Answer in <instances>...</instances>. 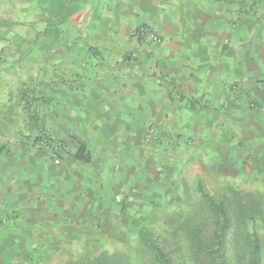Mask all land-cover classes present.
Listing matches in <instances>:
<instances>
[{
  "label": "rangeland",
  "instance_id": "obj_1",
  "mask_svg": "<svg viewBox=\"0 0 264 264\" xmlns=\"http://www.w3.org/2000/svg\"><path fill=\"white\" fill-rule=\"evenodd\" d=\"M93 6L84 37L99 57L84 39L48 49L37 0H0V264L135 255L140 227L169 239L177 263L203 264L191 233L209 237L216 222L199 179L264 210V0ZM20 87L64 147L38 138ZM79 141L92 163L73 156ZM196 212L183 230L180 214Z\"/></svg>",
  "mask_w": 264,
  "mask_h": 264
},
{
  "label": "trees",
  "instance_id": "obj_2",
  "mask_svg": "<svg viewBox=\"0 0 264 264\" xmlns=\"http://www.w3.org/2000/svg\"><path fill=\"white\" fill-rule=\"evenodd\" d=\"M37 3L41 11L47 14V25L43 33L51 38L46 44L48 49L70 50L80 39H84L91 54L100 56L102 47L84 37L85 20L90 19L94 0H37ZM18 92L27 111L26 121L34 123L42 134L38 138L46 142L49 148L53 145L58 146L57 149L64 147L65 142L59 141L55 144L47 137L46 127L38 110L34 108L38 104V99L33 93L26 87H20ZM73 156L85 164H90L94 160L93 151L82 141H79ZM197 187L201 207L215 218L213 234L206 236L203 225L200 228V224L196 226L200 228L199 230H192L195 229L193 223L197 212L180 214V218L182 229L192 230V238L198 250L204 254L203 264H263L264 210L259 203L251 199L245 203L238 201L233 205L223 199L219 200L205 190L200 179ZM136 236L135 255L127 250L105 249L99 253L86 252L84 256L66 264H181L173 258V247L162 233L148 227H140L136 231ZM204 236L205 242L202 241Z\"/></svg>",
  "mask_w": 264,
  "mask_h": 264
}]
</instances>
